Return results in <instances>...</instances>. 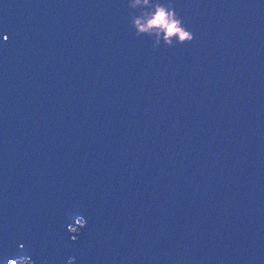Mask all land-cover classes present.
Listing matches in <instances>:
<instances>
[{"label":"water","instance_id":"obj_1","mask_svg":"<svg viewBox=\"0 0 264 264\" xmlns=\"http://www.w3.org/2000/svg\"><path fill=\"white\" fill-rule=\"evenodd\" d=\"M172 2L0 0V264H264V0Z\"/></svg>","mask_w":264,"mask_h":264},{"label":"clouds","instance_id":"obj_2","mask_svg":"<svg viewBox=\"0 0 264 264\" xmlns=\"http://www.w3.org/2000/svg\"><path fill=\"white\" fill-rule=\"evenodd\" d=\"M129 7L135 11L130 12V23L135 29V35L155 37L152 50L163 43L168 46L184 44L194 39V33L182 22V17L177 13L172 0H129ZM5 36V40H7ZM86 218L82 215L75 217L74 224H68L67 230L70 239L76 241L81 231L86 227ZM23 247V245H21ZM75 257H69L67 264H74ZM10 264H36L29 255H19L11 259Z\"/></svg>","mask_w":264,"mask_h":264}]
</instances>
